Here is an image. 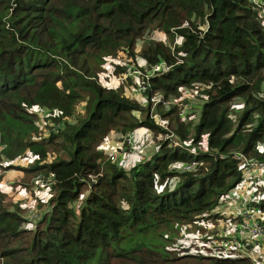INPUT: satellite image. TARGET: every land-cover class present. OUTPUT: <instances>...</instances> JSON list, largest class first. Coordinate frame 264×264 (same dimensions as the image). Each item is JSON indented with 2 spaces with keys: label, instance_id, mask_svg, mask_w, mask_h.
<instances>
[{
  "label": "trees",
  "instance_id": "trees-1",
  "mask_svg": "<svg viewBox=\"0 0 264 264\" xmlns=\"http://www.w3.org/2000/svg\"><path fill=\"white\" fill-rule=\"evenodd\" d=\"M257 2L0 0V169L14 165L4 157L32 156L22 169L48 179L51 192L27 226L0 184V264H253L190 251L172 233L216 216L210 211L241 179L236 152L264 161V0ZM152 29L180 41L172 49L149 39L140 48L146 66L171 65L151 77L149 98L197 88L196 122L159 101L165 129L150 115V99L143 105L124 83L98 80L107 58L134 56ZM140 126L173 136L129 168L106 157L101 145L111 131ZM204 134L207 149L190 150ZM190 161L191 169L174 165ZM171 177L177 181L159 190ZM254 202L264 210V197Z\"/></svg>",
  "mask_w": 264,
  "mask_h": 264
},
{
  "label": "rangeland",
  "instance_id": "rangeland-1",
  "mask_svg": "<svg viewBox=\"0 0 264 264\" xmlns=\"http://www.w3.org/2000/svg\"><path fill=\"white\" fill-rule=\"evenodd\" d=\"M149 39L165 41L168 45L171 46L172 49L174 48V44L180 41V37L178 36H174V38H171L169 35L159 29H152L150 32L145 33L137 40L135 45L136 53L134 56L129 57L125 53V51H120L115 56L107 58L105 63L106 67L104 71L99 74V82L103 86L107 87H115L118 84L124 83L125 93L135 98L143 105H146V103H148V100L150 99V101L152 102L150 115L156 112L157 116L152 115V117L155 119L156 123H158L165 129H169L168 125L165 122V119L160 115V113L156 111L155 107L156 103L159 101H161L165 107H167L169 104H175L178 108V112L183 103L185 101H188L189 104L186 109V116L192 122H196L199 118L202 102L200 91L197 88L183 87L182 94L180 96L171 97L170 99H164L162 91L157 90L149 98L147 90L150 87V84L145 90L139 91L137 89L138 81L141 80L140 78L131 76L126 80L117 79L125 64L137 65L142 69L149 67L146 66L144 58H142L139 54L140 48L145 45ZM116 65L121 66V70L115 71ZM170 66L171 65L169 64L168 68H170ZM78 105V107L81 109L82 104L79 103ZM241 106L242 104L238 101H236L233 105V107L237 109H239ZM136 114L141 116L143 112L137 111ZM232 116L234 117L233 113ZM42 118L43 117H39V121L45 123L46 120L44 121L42 120ZM129 133H131L132 135V145L126 146L124 151L118 152L117 150L118 154L115 160H112L110 158L108 154V148L114 147L117 142L122 139L124 134L116 131H111L101 145V148L103 149L108 159L118 162L125 168H129L138 160L149 156L154 151V149H156L160 139H170L168 137H170L171 135L169 132H159L157 134H154L152 130L144 126L137 127L133 132ZM174 141L178 142V140ZM185 143L186 145H188L189 141H186ZM196 149H207L206 134L202 136V139L196 146H191L190 150L193 151ZM260 149H264V147H261ZM54 154H56V152H54ZM32 159L33 157L28 155L19 157L12 161L4 157L1 160L2 164L9 165L10 163H12L14 165L10 167L5 166V168H2L0 172V184L6 191V200L8 201L9 206L12 209H15V207L18 208L19 212H21L26 217L27 221L25 224L27 226H32L35 223V220H37V218L39 217L40 213L47 208V199L51 193L50 184H39L40 180L45 181L46 178L41 176L37 177V175L35 176L33 173H29L22 169V167H27L28 165H30V161ZM174 165H176L179 169L186 168L185 165H179V163H174ZM90 177L92 179L95 178V176ZM250 180L254 183L253 185L257 187V192L264 191V189H259L258 185L255 184V182H257L259 179L251 178ZM176 181L177 178L171 177L165 180L163 183L159 184L158 189L161 190L165 184H172ZM219 204L224 207L226 203L224 202V200L220 199L218 205ZM222 227L223 226L221 224V221L216 216L213 218L203 217L196 223H188L182 226L177 225L178 231L174 228V232L172 233V235H174L173 238L175 239V242H179V246L184 242L186 245H188V249L190 251H197L220 257L239 255V253L235 250L228 249L220 245L221 238L219 237L218 233L212 235V229L218 230ZM208 236L210 237L208 238ZM262 256L264 258V254Z\"/></svg>",
  "mask_w": 264,
  "mask_h": 264
},
{
  "label": "built area",
  "instance_id": "built-area-1",
  "mask_svg": "<svg viewBox=\"0 0 264 264\" xmlns=\"http://www.w3.org/2000/svg\"><path fill=\"white\" fill-rule=\"evenodd\" d=\"M251 1H253L254 3H258L257 0ZM168 67L169 65L165 61L151 64V66L145 69H142L137 65L125 64L117 79H127L130 76L140 78L141 80L138 81L137 89L139 91H142L149 86L150 79L153 75H156L162 69H167ZM188 104V101H185L180 107L178 114L181 117H184L186 115ZM36 110L39 114L46 113V108L43 106H37ZM152 115L157 116V113L155 112ZM169 133L171 134L170 136H173V132ZM130 145H132V135L131 133L127 132L114 147L108 148V154L110 158L112 160H115L117 158L118 152L124 151L126 146ZM235 156L237 158H240V166L242 167V175L237 187L240 192H244L247 195L242 201L237 204L236 212L228 211V213H230L231 215H235L232 216L234 217V220L228 219L230 221L228 223L230 224L229 227L226 229L222 227L218 230L212 229V235L218 233L219 237L221 238V246L228 249H233L238 252L239 255L249 257L253 264H264V258L262 256L264 254L263 245L261 241V237L264 234V223L260 214V208L255 205L254 202L258 199L255 200L253 197H251V182L248 179V173L251 168L264 170V161L248 159L241 152H236ZM194 164V161H190L189 163H180V165H185L186 168H193ZM39 183L48 185L50 184V181L48 179H46L45 181L40 180ZM173 184L174 183H172V185ZM213 210H211L210 212L215 215L217 213L219 214V212H215ZM209 237L210 236H208V238ZM180 246L188 247V245H186L184 242L180 244Z\"/></svg>",
  "mask_w": 264,
  "mask_h": 264
},
{
  "label": "crops",
  "instance_id": "crops-1",
  "mask_svg": "<svg viewBox=\"0 0 264 264\" xmlns=\"http://www.w3.org/2000/svg\"><path fill=\"white\" fill-rule=\"evenodd\" d=\"M259 179L255 184L258 185L259 189H264V170L257 169V168H251L249 173H248V179ZM251 182V197H253L255 200L260 199L264 197V191L262 192H257L256 189L257 187L254 186L253 182ZM246 193L240 192L238 187L236 186L234 189H231L228 193H226L221 200H224L226 203L224 207H222L220 204L216 206V208L213 210L215 212H219V214H216V217L221 221L223 228L226 229L229 227L230 224H228L230 221L228 219L234 220L233 215L228 213V211L231 212H236L237 204L242 201L246 197ZM227 211V212H226ZM260 214L262 217V221L264 223V210H260ZM235 216V215H234ZM226 223V224H225ZM264 234L261 237L262 245L264 244L263 242ZM263 252H264V247H263Z\"/></svg>",
  "mask_w": 264,
  "mask_h": 264
}]
</instances>
